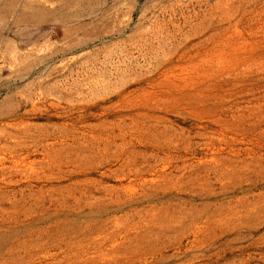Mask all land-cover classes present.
<instances>
[{"label": "rangeland", "instance_id": "rangeland-1", "mask_svg": "<svg viewBox=\"0 0 264 264\" xmlns=\"http://www.w3.org/2000/svg\"><path fill=\"white\" fill-rule=\"evenodd\" d=\"M0 264H264V0H0Z\"/></svg>", "mask_w": 264, "mask_h": 264}]
</instances>
